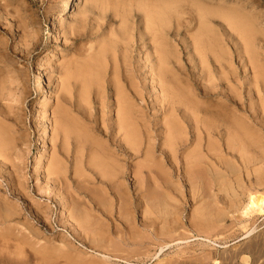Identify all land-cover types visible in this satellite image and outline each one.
Here are the masks:
<instances>
[{"label": "rangeland", "instance_id": "374dc122", "mask_svg": "<svg viewBox=\"0 0 264 264\" xmlns=\"http://www.w3.org/2000/svg\"><path fill=\"white\" fill-rule=\"evenodd\" d=\"M153 1L165 4L160 42L169 66L192 72L198 101L224 106L232 118L236 114L247 130L248 141L237 142L248 148L246 156L264 157V0H0V130L14 140L6 156L11 162L0 160L6 172L0 199L14 211L0 222V264H264V205L262 211L250 205L251 195L264 196V162L244 163L240 153L225 148V134L218 140L201 134L198 141L190 128L187 144H178L177 166L198 152V167L189 169L202 173L174 172L163 158V114L158 101L152 109L151 92L145 127L156 138V151L148 158L144 141L138 153L118 151L113 140L120 135L102 126L116 121L115 106L105 120L104 90L98 94L94 87L85 97L83 83L67 79L110 36L123 32L136 39L146 29L140 4ZM239 20L255 30L252 50L237 30ZM199 37L211 45L203 64L195 53ZM145 48L144 58L150 52ZM203 87L215 93L205 96ZM218 157L234 163V171ZM116 183H122L118 189Z\"/></svg>", "mask_w": 264, "mask_h": 264}, {"label": "bare ground", "instance_id": "6f19581e", "mask_svg": "<svg viewBox=\"0 0 264 264\" xmlns=\"http://www.w3.org/2000/svg\"><path fill=\"white\" fill-rule=\"evenodd\" d=\"M71 1V0H70ZM106 1V0H105ZM119 2V1H118ZM164 2V1H163ZM114 3H112L113 5ZM117 4V3H116ZM165 5V4H164ZM164 5H162L161 2H156L153 1L152 3L148 2H143L140 4V10L144 12V19H145V28L144 31L138 32V36H136V39H130L125 35V33H118L116 35L110 36L108 38V41L101 44L100 46L97 47V51L94 53H91L87 58L84 59V62L80 63L77 65V67L73 71H69L67 73V79L74 78L75 80L83 83L81 92L84 94V96L89 97L92 95H89L91 93V90L98 89L97 92L98 94L103 92L104 90V97L101 98V103L102 104V109L106 110V113L104 114L105 120L108 119V112H110V109L115 106L116 107V121L115 122H104L102 126H105V129L107 132H113L116 133L118 136L120 135L119 138L120 140L116 141L117 139L113 140L115 147L118 148V151H124L125 153H138L140 149L141 143L144 141L145 142V154L148 155L147 157L149 158V154L151 151L156 146V138L155 140L151 137L153 135H148L151 130H148L147 126L150 124L145 119V112L147 111L146 109L149 108L148 101L151 102L150 100H146V95L151 92L153 98V108L155 106V103L158 101L160 105V111L162 112L163 115L161 125L159 128L163 132L165 139L163 141V158L166 159V161H170L171 168L174 172L176 171H181V170H189L191 169H196L199 156L198 152L191 155H187L184 161L185 163L183 164V167L177 166L178 161H177V156H176V151L177 153L179 152V147L183 146L182 144L188 142V138L184 137L187 136V134L190 133V128H193L194 133H197L195 135V139L200 141L201 139V134L207 135V137H214L220 138L223 134H225V138L227 137V143H226V149L229 151L231 150L233 153H240L242 157V162L250 164L251 162H259L257 164H260L261 162H264V157L258 156H246V153L248 152V148L243 145V146H237V142L240 143L243 142L242 140H245L246 136L245 133L247 130L242 127V125L237 121L239 119H235L234 117L232 118L228 110L226 112L224 106H217V105H210L212 102L209 104L208 102H200L198 101L199 99H196V93H193V89L191 87L194 85V76L192 72H187L188 68L185 70H181V66L179 64H174L175 66H169V54L167 50H165V46L161 44L160 42V34H161V23H162V18H163V11ZM119 7V6H118ZM76 11V8L74 7L73 12ZM129 11V10H128ZM129 16V15H128ZM119 17V16H118ZM85 19V18H84ZM129 20V19H128ZM138 20V18H137ZM130 21V20H129ZM137 24V23H136ZM54 27V25H53ZM237 30L241 36V39H243L244 43L246 44L248 50H252V45L253 42L255 41V30L252 29L251 25L247 23V21H241L239 20L236 23ZM102 28V27H101ZM55 29V28H54ZM57 29V28H56ZM129 29V28H128ZM131 30V29H130ZM138 30V28H137ZM141 30V29H140ZM261 42V41H260ZM264 46V45H263ZM150 47V52L145 55V58L143 56V48ZM145 48V50H146ZM211 49L210 42L205 41L204 37H199L196 40V55L199 56V61L201 64L204 63L207 52ZM254 49V48H253ZM93 52V49L91 50ZM148 51V50H147ZM76 52V51H75ZM90 52V51H88ZM80 53V52H79ZM82 53V52H81ZM85 53V52H84ZM80 55V54H79ZM246 55V54H245ZM137 57H139L137 59ZM84 58V57H83ZM144 58V59H142ZM245 58V57H244ZM196 59L191 57L190 61L193 63ZM198 61V60H197ZM245 64V63H244ZM196 66V64L194 63ZM190 66V65H189ZM201 66V65H200ZM245 66V65H244ZM256 66V65H255ZM70 68V67H69ZM197 68V67H196ZM201 68V73L205 72L204 67ZM182 71V74L179 73V71ZM187 70V71H186ZM254 71V70H253ZM258 72V71H257ZM77 75L75 76V74ZM194 73V72H193ZM199 73L200 78L202 76H205L203 74ZM210 73V72H209ZM207 74V73H206ZM111 76L109 80H107L106 76ZM196 75V74H195ZM109 76V77H110ZM206 77V76H205ZM255 77V76H254ZM78 78V79H77ZM222 78V77H221ZM180 79V83L178 81ZM196 80V79H195ZM204 80V79H203ZM210 80V79H209ZM208 80V81H209ZM236 80V79H235ZM1 81V80H0ZM64 81V80H63ZM69 81V80H68ZM253 81V80H252ZM251 81V82H252ZM236 82V81H235ZM250 82V81H249ZM71 83V82H70ZM75 83V82H74ZM239 83V81H238ZM81 85V84H79ZM78 85V86H79ZM202 85V84H201ZM68 84L65 85L63 88H67ZM202 87V86H201ZM76 88V86H75ZM62 89V88H61ZM102 89V90H100ZM214 89V88H212ZM66 90V89H65ZM78 90V88H77ZM221 90V89H220ZM62 91V90H61ZM197 91V90H196ZM202 91L205 96L208 95H213L215 92H212L211 90H208L206 87L202 88ZM67 93V92H65ZM61 94V93H60ZM221 94V93H220ZM68 95V94H67ZM203 95V94H202ZM203 95V97H204ZM216 95V94H215ZM24 96V95H23ZM150 96V95H149ZM148 96V98H149ZM113 97H115V101H110ZM224 97V96H222ZM233 97V96H232ZM236 97V96H235ZM147 98V99H148ZM225 100L227 99L224 97ZM237 98V97H236ZM100 99V97H99ZM151 99V97L149 98ZM230 99V98H229ZM217 100V99H216ZM219 100V99H218ZM11 101V100H10ZM61 101V100H60ZM209 101V100H207ZM224 101V100H223ZM228 101V100H227ZM63 102V101H62ZM97 102V101H96ZM95 102V103H96ZM235 102V101H234ZM215 103V102H214ZM218 103V102H217ZM216 103V104H217ZM222 103H226L222 102ZM209 104V105H208ZM221 104V103H220ZM158 105V106H159ZM222 105V104H221ZM60 106V105H59ZM157 106V105H156ZM157 106V107H158ZM156 107V108H157ZM62 108V107H61ZM224 108V109H222ZM227 108V107H226ZM229 108V107H228ZM151 109V108H149ZM109 110V111H108ZM4 111V110H3ZM154 111V110H153ZM232 111V110H231ZM157 112V113H158ZM234 112V111H233ZM2 115V112H0ZM232 114V113H231ZM155 116V115H154ZM164 116V117H163ZM233 116V115H232ZM56 117V116H55ZM158 117V116H157ZM104 118V117H103ZM111 119V118H110ZM104 120V121H105ZM155 120V119H154ZM3 121V120H2ZM63 121V120H62ZM153 122V121H152ZM156 122V121H155ZM241 122V121H240ZM243 122V121H242ZM241 122V123H242ZM158 123V122H157ZM3 124V123H2ZM8 125V124H6ZM156 125V124H155ZM264 124H262L263 126ZM5 127V124L3 125ZM9 126V125H8ZM63 126V124L61 125ZM65 126V125H64ZM101 126V127H102ZM147 128H146V127ZM150 126V125H149ZM2 127V125H1ZM7 127V126H6ZM67 127V126H66ZM153 127V126H151ZM246 127V126H245ZM253 126H250V128ZM11 128V127H10ZM69 128V127H67ZM74 128V127H73ZM255 128V127H254ZM257 128V127H256ZM255 128V129H256ZM259 126L255 130L258 133L259 131ZM9 129V128H8ZM104 129V127L102 128ZM104 129V130H105ZM149 129H151L149 127ZM156 129V128H155ZM249 129V128H248ZM253 129V128H252ZM74 130V129H73ZM192 130V129H191ZM250 130V129H249ZM264 130V129H263ZM5 131V129H4ZM3 129L0 130V160L2 158L3 163L9 161V158L6 156L10 153L11 147H12V141L11 140V135H7V132L5 131L4 133ZM11 131V130H8ZM66 131V130H64ZM62 131V132H64ZM75 131V130H74ZM149 131V132H148ZM153 131V130H152ZM156 131V130H155ZM155 131H153L155 133ZM253 130V132H255ZM44 134H46V129H44ZM157 132V131H156ZM248 132V133H253ZM68 133V132H67ZM78 133V132H77ZM112 133V134H113ZM151 133V134H154ZM192 133V131H191ZM10 134V133H8ZM13 134V133H12ZM14 135V134H13ZM22 135V134H21ZM66 135V133H65ZM75 135V134H74ZM111 135V134H110ZM114 135V134H113ZM161 135V133H160ZM193 135V134H191ZM157 136V135H155ZM159 136V135H158ZM14 137V136H13ZM12 137V139H13ZM154 137V136H153ZM257 137V136H255ZM17 138V137H16ZM44 138V137H43ZM203 138L201 140H203ZM224 138V139H225ZM18 139V138H17ZM213 139V138H211ZM215 139V140H216ZM223 139V141H224ZM257 138H255L256 140ZM19 140V139H18ZM161 140V139H160ZM218 140V139H217ZM253 140V139H252ZM22 141V140H21ZM195 141V140H192ZM248 141V140H245ZM197 142V141H196ZM207 142V141H206ZM221 141H219L220 143ZM260 142V140L258 141ZM162 143V142H161ZM191 143V142H190ZM193 143V142H192ZM223 143V142H222ZM247 143V142H246ZM16 144V143H15ZM158 144V143H157ZM177 144L176 148H173V145ZM180 144V146L178 145ZM206 144V143H205ZM211 144V143H210ZM221 144V143H220ZM241 144V143H240ZM243 144V143H242ZM258 144V143H257ZM261 144V143H260ZM259 144V145H260ZM18 145V144H17ZM190 145V144H189ZM208 145V144H207ZM225 145V144H224ZM235 145L237 147H235ZM251 145V144H250ZM255 145V143H254ZM158 148H162L159 147ZM179 146V147H178ZM198 146V145H197ZM203 147V144L201 145ZM210 146V145H209ZM17 147V146H16ZM200 147V146H199ZM212 147V144H211ZM214 147V145H213ZM262 147V146H261ZM18 148V147H17ZM198 148V147H197ZM196 148V149H197ZM207 148V147H206ZM222 148V147H220ZM16 149V148H15ZM116 149V148H115ZM209 147L207 148V150ZM117 150V149H116ZM202 150V148H201ZM215 150V149H214ZM223 150V149H222ZM225 150V149H224ZM133 151V152H131ZM144 151V150H143ZM142 151V152H143ZM156 151V149H154ZM199 151V150H198ZM212 151V150H211ZM216 151H219L218 149ZM231 151H229L231 153ZM259 151V150H258ZM182 152V151H181ZM205 152V151H204ZM207 152V151H206ZM222 153V151L220 150ZM228 152V153H229ZM260 152V151H259ZM17 153V152H16ZM25 153V152H24ZM193 153V152H192ZM200 153V152H199ZM208 153H210L208 151ZM215 153V152H213ZM212 153V154H213ZM219 153V152H218ZM218 153L216 152L215 155ZM253 153V152H252ZM257 153V152H256ZM180 154V153H178ZM177 154V155H178ZM207 154V153H206ZM205 154V155H206ZM211 154V155H212ZM227 154V152H226ZM262 154V153H261ZM17 155V154H15ZM201 155V154H200ZM204 155V154H202ZM201 155V156H202ZM220 155V154H219ZM229 155V154H228ZM233 154H231L232 156ZM257 155H259L257 153ZM264 155V154H263ZM12 156V155H11ZM10 156V157H11ZM129 156V155H128ZM152 156V155H151ZM150 156V157H151ZM224 156V155H222ZM221 156V157H222ZM239 156V158H240ZM110 157V156H109ZM108 157V158H109ZM177 157V158H176ZM225 157V156H224ZM223 157V158H224ZM238 157V156H237ZM105 158V157H104ZM103 158V159H104ZM201 158V157H200ZM208 158V156H207ZM228 158V157H227ZM231 157L229 156V160ZM6 159H8L6 161ZM106 159V158H105ZM113 159V158H112ZM153 158H151L152 160ZM181 159V158H180ZM204 159V158H203ZM214 159V158H213ZM217 159V158H216ZM241 159V158H240ZM12 160V159H11ZM99 160V159H98ZM110 160V159H109ZM114 160V159H113ZM179 160V159H178ZM182 160V159H181ZM211 160V159H209ZM220 161V165L225 164L228 168H230L231 171L234 169L235 166L228 160H223L222 158L217 159ZM117 160H115L113 163H115ZM212 161V160H211ZM232 161V160H231ZM235 161V160H233ZM237 161V160H236ZM0 162V164H1ZM11 162V161H9ZM15 162V161H14ZM39 162V161H37ZM48 162V161H47ZM111 162V161H110ZM110 162L108 167L110 166ZM118 162V161H117ZM147 162V158H146ZM183 162V161H182ZM112 163V164H113ZM165 163V161H164ZM163 163V164H164ZM181 163V161H179ZM203 164V161L201 162ZM200 163V164H201ZM207 163V162H206ZM209 163V162H208ZM236 163V162H235ZM117 164V163H116ZM115 164H113L114 170L116 171L115 167H117ZM162 164V167H163ZM175 164V165H174ZM190 164H192L190 166ZM237 164V163H236ZM243 164V163H242ZM247 164V166H248ZM3 165V164H2ZM16 165V163H15ZM100 165V164H99ZM119 165V164H118ZM179 165V164H178ZM205 165V164H204ZM204 165H203V170H204ZM212 165V164H211ZM214 165V163H213ZM212 165V166H213ZM14 167V164L11 165ZM50 166V165H49ZM97 166V165H96ZM146 166V165H145ZM190 167H195L191 168ZM217 166V165H215ZM238 166V165H237ZM240 166V165H239ZM238 166V167H239ZM245 167V165L243 164ZM253 166V165H252ZM251 166V167H252ZM37 167V166H36ZM101 167V166H100ZM106 167V166H105ZM104 167V168H105ZM122 167V166H121ZM153 167V166H151ZM165 167V166H164ZM250 167V166H249ZM248 167V168H249ZM21 168V167H20ZM99 168V167H98ZM107 168V167H106ZM125 168V167H124ZM124 168H117V169H123ZM183 168V169H182ZM212 168V167H211ZM218 168V167H217ZM258 168V167H257ZM4 169V168H2ZM0 167V177H2L4 174L6 176L5 170L3 171ZM49 169V168H48ZM110 169V168H109ZM149 169V168H148ZM147 169V170H148ZM162 169V168H161ZM164 169V168H163ZM216 169V168H215ZM213 170L214 174H216L217 170ZM238 169V168H237ZM241 169V168H240ZM102 170V169H101ZM111 170V169H110ZM113 170V169H112ZM169 170V169H168ZM199 170V171H198ZM196 170V172H200L201 169ZM207 170L210 171V168ZM262 170V169H261ZM260 170V172H261ZM104 171V170H103ZM102 171V172H103ZM171 171V170H170ZM234 171V170H233ZM245 171V170H244ZM256 171V170H255ZM11 172V171H10ZM121 172V171H120ZM119 172V173H120ZM142 171H140L141 173ZM148 172V171H147ZM193 174H195V171H191ZM208 172V171H207ZM211 172V171H210ZM221 172V170L219 171ZM218 172V173H219ZM224 172V171H223ZM242 172V171H241ZM254 172V171H252ZM118 173V174H119ZM122 173V172H121ZM120 173V174H121ZM125 173V172H123ZM164 173V172H163ZM166 173V170H165ZM169 173V172H168ZM167 173V174H168ZM185 173V171H184ZM188 173V172H187ZM190 173V172H189ZM196 173L198 176L199 174ZM205 173V172H204ZM203 173V174H204ZM212 173V172H211ZM228 173V172H227ZM247 173V172H246ZM108 174V173H107ZM115 174V172H113ZM180 174V173H179ZM182 174V172H181ZM192 175L191 179L195 178ZM202 174V175H203ZM223 174V173H222ZM219 174V175H222ZM226 174V173H225ZM224 174V175H225ZM245 174V173H244ZM251 174V173H250ZM258 174V171H257ZM10 175L13 176V174L10 173ZM110 175V174H109ZM139 175V174H138ZM166 175V174H165ZM164 175V176H165ZM170 175V173H169ZM172 175V174H171ZM186 175V174H185ZM208 175V174H207ZM218 175V176H219ZM228 175V174H227ZM226 175V176H227ZM137 177V175H135ZM140 176V175H139ZM167 176V175H166ZM188 176V175H187ZM217 176V177H218ZM9 177V174H8ZM115 177V176H114ZM135 177V178H136ZM199 177V176H198ZM208 177V176H207ZM210 177V176H209ZM214 177H216L214 175ZM85 178V177H84ZM109 178V177H108ZM167 179V177H164ZM185 178V177H184ZM226 178V177H225ZM12 179V177H11ZM9 179V180H11ZM15 179V178H13ZM187 179V178H186ZM190 179V181H191ZM224 179V178H223ZM264 179V178H263ZM262 179V180H263ZM110 180V179H109ZM139 180V179H138ZM165 180V179H164ZM188 180V179H187ZM205 180V179H204ZM203 180V181H204ZM212 180H214L212 178ZM257 181H260L256 179ZM13 181V180H12ZM142 181V180H141ZM140 181V182H141ZM168 181V180H167ZM200 181V180H199ZM11 182V181H10ZM76 182V181H75ZM122 182V181H121ZM139 182V183H140ZM164 182V181H163ZM189 182V181H188ZM194 182V181H193ZM218 182V181H217ZM14 186V182H12ZM169 183V182H168ZM116 183V187H117ZM122 184V183H121ZM119 184V185H121ZM167 184V183H166ZM193 184V183H191ZM204 184V182H203ZM214 184V183H213ZM212 184V185H213ZM230 184V183H229ZM113 185V184H112ZM165 186V185H164ZM115 187V188H116ZM120 187V186H119ZM123 187V186H122ZM120 187V189L122 188ZM192 187V186H191ZM18 188V187H17ZM114 188V186H113ZM141 188V187H140ZM138 188V189H140ZM193 188V187H192ZM15 189V188H14ZM118 189V187L116 188ZM124 189V188H123ZM209 189V188H208ZM10 190V189H9ZM16 191V190H15ZM40 191V190H39ZM138 191V190H137ZM101 192V191H100ZM118 192V190H117ZM234 192V191H233ZM15 193V192H14ZM119 193V192H118ZM122 193V192H121ZM163 193V192H162ZM248 193V192H247ZM124 194V193H123ZM122 194V195H123ZM118 195V194H117ZM121 195V194H120ZM166 195V194H165ZM74 197V196H73ZM121 197V196H120ZM64 198V197H63ZM110 199V198H109ZM124 199V198H123ZM202 199V198H201ZM120 200V199H119ZM125 200V199H124ZM6 198L0 199V222H3V218L7 219L8 215L13 214L14 211L12 210L11 207H9L6 204ZM159 202V201H158ZM166 202V201H165ZM125 203V202H122ZM157 203V202H156ZM264 203V196L263 195H258L256 197H253L252 195L250 196V205L254 206L256 205L258 207V210L262 211L263 207L262 205ZM163 204V203H162ZM161 204V205H162ZM169 205V203H167ZM14 203L11 205L13 206ZM64 205V204H63ZM123 204H121L122 206ZM166 205V204H165ZM124 206V205H123ZM157 206V205H156ZM160 206V205H159ZM15 205L13 206V208ZM17 207V206H16ZM118 209V208H117ZM122 209V208H121ZM224 209V208H223ZM15 210V208H14ZM19 210V209H18ZM79 210V209H78ZM18 212V211H17ZM20 212V211H19ZM18 212V213H19ZM72 212V211H71ZM69 213V212H68ZM143 213V212H142ZM74 213H71L73 216ZM79 214V213H78ZM77 214V215H78ZM123 214V213H122ZM170 214V212H169ZM168 215V213H167ZM16 216V214L14 215ZM61 216H63L61 214ZM70 216V215H69ZM145 216V214H144ZM153 216V215H152ZM13 217V216H12ZM74 217V216H73ZM80 217V216H79ZM146 218V217H145ZM11 219V217L9 218ZM74 219V218H73ZM150 219V217H149ZM15 220V219H14ZM77 220V218L75 219ZM172 220V219H171ZM198 221V220H197ZM8 222V219H7ZM76 222V221H75ZM203 222V221H202ZM207 222V221H206ZM5 223V222H4ZM21 223V222H20ZM208 223V222H207ZM154 224V223H153ZM160 224V223H159ZM165 224V223H164ZM199 224V223H197ZM202 224V223H201ZM169 225V224H168ZM167 225V226H168ZM209 225V224H208ZM170 226V225H169ZM201 226V225H200ZM211 227V226H210ZM133 228V227H132ZM156 230V228H154ZM109 230V229H108ZM198 230V229H197ZM221 231V230H220ZM155 232V231H154ZM157 234V231H156ZM159 234V233H158ZM163 234V233H162ZM161 234V235H162ZM105 237V236H104ZM113 239V238H112ZM9 240V239H8ZM3 241V240H1ZM101 241V240H100ZM103 243V242H102ZM59 247V246H58ZM136 248V247H135ZM113 250V249H112ZM109 255V254H108ZM102 256H107L106 254H103ZM195 262V261H194Z\"/></svg>", "mask_w": 264, "mask_h": 264}]
</instances>
